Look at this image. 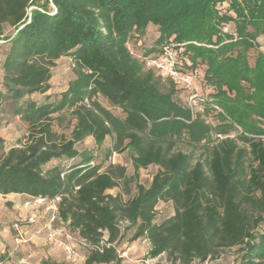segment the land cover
Listing matches in <instances>:
<instances>
[{"label":"trees","instance_id":"obj_1","mask_svg":"<svg viewBox=\"0 0 264 264\" xmlns=\"http://www.w3.org/2000/svg\"><path fill=\"white\" fill-rule=\"evenodd\" d=\"M150 26L157 28L155 44L135 56L129 41ZM229 26L233 31H225ZM263 35L264 0H0V110L9 104L28 125L0 157V195H24L23 205L61 196L54 222L68 223L86 241L84 264H123L117 246L130 231L129 243L145 240L151 259L170 264H206L227 248H237L236 264H264ZM171 41L184 45L187 72L206 66L224 123L195 115L176 98L186 89L146 68L143 59ZM63 57L71 58L75 76L59 95H46ZM68 115L75 121L69 137L54 127ZM237 128L241 133L228 137ZM89 137L98 148L113 139L100 162L77 149ZM199 147L203 157L195 160ZM113 152L130 155L132 175L108 163ZM150 166L158 172L146 186L138 178ZM161 201L174 213L158 222ZM9 261L0 253V262Z\"/></svg>","mask_w":264,"mask_h":264},{"label":"rangeland","instance_id":"obj_2","mask_svg":"<svg viewBox=\"0 0 264 264\" xmlns=\"http://www.w3.org/2000/svg\"><path fill=\"white\" fill-rule=\"evenodd\" d=\"M226 4H219V8L221 11H225L227 9ZM30 12V11H29ZM233 31V27L229 26L225 29L227 31ZM157 28L154 26H150L147 30L146 34L142 37L134 34L129 41V48L134 53L135 56H141L148 49L154 46L155 41L157 39ZM260 45V51L264 52V35L258 39ZM3 44L0 41V61L3 59V55L1 52ZM258 54V50H253L249 53L250 63L253 66L255 58ZM205 65H200L194 68L193 71V87L189 90H184L179 92L177 95V100L184 106L190 107L195 115H199L201 119H204L208 123L213 126L219 125L220 123H224L222 119L218 116V113H221L222 110L217 106L215 99L213 96L215 94V90L212 86H210L205 78ZM2 69L0 68V88L2 83ZM74 67L72 65V60L70 57H63L56 61L55 66L53 67V77L50 81L51 90L46 95H59L63 92L71 79L74 78ZM165 84L169 86L168 81H165ZM195 94L197 98H191V96ZM45 95L34 94L32 95V99L41 102L44 100ZM98 101L106 108L110 109L115 115L124 117L125 115L121 112L120 109L113 107L110 103L103 98L102 96L98 97ZM14 109L9 105L5 104L0 110V139H2L4 149H0V157L4 152H6L10 147L17 144V141L25 136L28 132V125H26L19 117L13 116ZM74 120L70 115L59 124L55 122V129L59 133H64L67 137L70 136ZM238 133H241V129L237 128V130L231 131L228 137H236ZM214 139L218 137L223 138L222 136H216L214 134ZM113 145V139L108 138L104 145L101 148H98L95 144V140L92 137L86 138L82 143L77 145V149L82 151H91L96 157L97 161L100 162L104 159L106 151L111 148ZM203 157V150L201 147L194 151V159L199 160ZM80 158L76 160H56L48 165V167L62 164L65 167H68L74 164L76 161H79ZM110 164H121L127 168L128 175H132L134 173L131 157L127 152L124 153H116L113 152L109 162ZM158 172V167L150 166L146 169H142L139 173L138 181L146 186H149L153 176ZM119 191V189L111 190L109 193L115 194ZM20 196L18 195H9L3 196L0 195V242H3V247H10V249H23L22 253H25L26 259L30 263H33L35 260V264H44L45 261H63L67 260L72 262L73 264H84L87 247L82 246L78 243V235L72 233L68 230V223H57L56 221L52 224V230L56 231V233H61L63 235H59L57 238L64 242H70L74 244V247L77 251V258L75 261L68 260L64 249L59 247L58 245L50 244L46 237L48 234L46 220L51 216L52 212L48 208H38L40 206H31L28 210L24 208L23 200L18 201ZM126 198V196H125ZM18 203V207H15V204ZM174 213L173 205L170 201H161L156 208V219L158 222L170 217ZM38 215V224L34 227L35 224H32L30 218H34V215ZM23 222V223H22ZM21 223L23 225H21ZM29 226V231L32 232V240H27V242H23L21 227ZM33 225V226H32ZM37 228V229H36ZM18 230L21 232L18 233ZM41 231V234H39ZM21 235V237L15 235ZM69 233L72 236V239L67 238L66 234ZM133 235V232L130 231L126 234L122 242L118 243L117 249L120 251L121 256L124 258L125 264H161L158 263V260H153L147 254L148 242L145 240H138L136 243H129V239ZM56 239V238H55ZM9 243V244H8ZM135 245V247H134ZM37 249H45L44 253H39L37 256H31L33 250ZM135 249L138 250L135 251ZM3 248L0 249V253ZM126 251V252H123ZM238 256L237 248H227L222 250L219 257L208 261L206 264H236V259ZM137 261V262H135ZM17 263V259L12 257V261L8 263L0 262V264H15ZM165 264V263H164ZM168 264H170L168 262ZM199 264V263H197Z\"/></svg>","mask_w":264,"mask_h":264},{"label":"built area","instance_id":"obj_3","mask_svg":"<svg viewBox=\"0 0 264 264\" xmlns=\"http://www.w3.org/2000/svg\"><path fill=\"white\" fill-rule=\"evenodd\" d=\"M183 46V44L181 45L171 41L169 43H166L156 54L145 57L143 61L147 69L156 70L161 76L171 78L184 89L190 90L193 87L194 77L193 73L186 71ZM191 98H197V95L193 94ZM60 202L61 196H56L52 199H36L30 202H26L24 204V208L28 210L31 206L45 205L46 208L53 212V217L51 218L49 225L46 227L48 228L46 239L50 244H56L64 249L68 260L75 261L78 254L74 247V244L61 241L57 237L59 235H63L62 232L56 233V231L52 230V224L57 217V209ZM30 221L33 222V217L32 219L30 218ZM39 234H41V231H39ZM66 236L67 238L72 239V236L69 233H67ZM105 242L106 241L103 240L101 242V246L106 245ZM78 243L82 246L87 247V243L84 239L78 237Z\"/></svg>","mask_w":264,"mask_h":264},{"label":"crops","instance_id":"obj_4","mask_svg":"<svg viewBox=\"0 0 264 264\" xmlns=\"http://www.w3.org/2000/svg\"><path fill=\"white\" fill-rule=\"evenodd\" d=\"M18 196H20V198H18V201H21V200L24 201V199H25L24 195H18ZM16 206L18 207V203L15 204V207ZM22 223H21V225H23ZM25 225H26V223H25ZM26 226L27 227H21L22 233L25 232L24 235H22V238L24 237L23 239H25V240H23V242H27V240H32L31 239L32 232L29 231V229H28L29 226L28 225H26ZM21 231L18 230V233H20ZM15 235H16V233H15ZM16 236L21 237V235H19V234ZM3 242H0V249L3 248L1 253H8V255L10 257H15V259H17V263L15 262V264H35V262H36L35 260L33 261V263H30L28 261V259H26L27 255H25V253H22L23 249H10V247H8V245H6V247H3ZM134 247H135V245H134ZM138 250L139 249H135V251H137V254H138ZM44 251H45V249H37V250L35 249L32 251V254H30V255L31 256H37L39 253H42V252L44 253ZM153 260H158L159 261L158 263H161V264H164V263L168 264V262L164 258H155ZM135 262H137V261H135ZM123 264H125V263L123 262ZM147 264H149V263H147Z\"/></svg>","mask_w":264,"mask_h":264}]
</instances>
